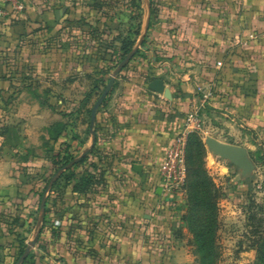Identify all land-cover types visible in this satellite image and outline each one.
Listing matches in <instances>:
<instances>
[{"label": "crops", "instance_id": "1", "mask_svg": "<svg viewBox=\"0 0 264 264\" xmlns=\"http://www.w3.org/2000/svg\"><path fill=\"white\" fill-rule=\"evenodd\" d=\"M97 1L26 0L23 14L0 24V222L41 208L39 193L59 173L54 158L69 146L80 150L78 157L92 146L91 129L74 124L84 115L83 102L71 104L68 97L79 77L94 82L77 88L94 92L102 40L93 42L91 56H78L69 38L76 28L68 18L76 14L81 26L87 15L108 14L93 30L121 33L134 14L131 0ZM104 1H110L108 7ZM148 1L143 0V12ZM154 3L152 20L151 7L144 13L150 15L146 46L98 110L100 182L87 193L47 188L49 224L28 263L194 264L191 234L182 220L185 206L165 196L159 175L169 145L184 130L189 105L196 96L214 93L202 120L203 140L212 137L248 152L264 144V0ZM31 43L46 55L31 51ZM23 57L43 66L37 76L45 79L42 88L14 89L7 82L14 73L8 65H20ZM157 79L169 96L151 90ZM60 125L66 129L58 134ZM55 192L62 196L58 205ZM44 219L40 214L41 231ZM1 225L0 264H10L12 236Z\"/></svg>", "mask_w": 264, "mask_h": 264}, {"label": "rangeland", "instance_id": "2", "mask_svg": "<svg viewBox=\"0 0 264 264\" xmlns=\"http://www.w3.org/2000/svg\"><path fill=\"white\" fill-rule=\"evenodd\" d=\"M69 3L74 2V0H67ZM98 3H102L103 0H98ZM106 7L110 1H104ZM132 8L134 14H132V21L129 23L126 32H119V31H109L105 29L104 31H97L93 30L94 27L99 26L97 22L104 21L105 17L110 18V15L105 14L101 16L100 14L97 15H87L85 18L86 24L80 26L79 22L77 21L76 14L75 16H69V22L73 24V27L76 30L70 29L69 30V38L74 40V44L77 47L74 49L77 51L78 56H91L94 51V44L93 42H99L100 38L102 40V55L101 60L102 68L106 67L108 69V73L105 75V78H111L113 72L119 66V62L121 61V57L116 55V50L109 48L110 46H117L119 44V38H124L125 35L130 36L131 38L136 39V32L139 29V25L142 24L140 37L137 40V44L140 41L142 35L144 34V29L146 25L147 16L145 17L144 13H147V6L144 7V12L142 16V22H140V18L138 19L137 8L143 6V0H131ZM157 2V0H155ZM143 9V7H142ZM105 13V12H104ZM71 19V20H70ZM73 19H75L73 21ZM89 22V23H88ZM2 24V23H0ZM80 27V29H79ZM123 29V28H122ZM105 32V33H104ZM136 44V46H137ZM99 45V44H98ZM31 51L39 52L43 56H45L44 48L40 47L37 48V45H30ZM42 48V49H41ZM105 48V51H104ZM49 50V49H48ZM29 53V52H28ZM41 58V57H40ZM26 58L23 57V61L19 66L8 65V69L13 71L11 73V77L7 78V82H10L11 87L14 89L18 88H26L28 85H33L34 87L38 86L42 88L44 85V81H38L37 76L39 71H43L42 67L35 64L36 60L34 61H25ZM40 60V59H38ZM132 62V61H131ZM130 62V63H131ZM129 63V65H130ZM39 64V63H38ZM128 65V66H129ZM127 66V67H128ZM126 69V68H125ZM124 69V70H125ZM15 75H20L19 77H15ZM46 76V75H45ZM18 79V80H16ZM16 80V81H15ZM40 80V79H39ZM21 81V85L14 84V82ZM73 83H77L72 85L74 87L73 90H70L68 101L72 103H76L79 105V102L82 103L86 100L87 94L86 91L82 89H78L77 85L85 86L86 88L91 87L94 80H88L87 77H79L73 80ZM39 82H42V84ZM108 82L105 86H101V90L99 94H102L105 90ZM43 90V89H42ZM86 90V89H85ZM43 92V91H41ZM88 92V91H87ZM44 93V92H43ZM39 98L43 100L47 98V95L42 93ZM100 95H95L91 102L89 103V108H93L96 101L99 99ZM202 96L195 98V102L189 103V109L192 106L199 103ZM12 99H8L10 102ZM56 100H54L55 102ZM77 114V113H74ZM203 115V117H202ZM207 113L204 111L201 114V120L204 122L206 121ZM77 122L74 123L78 130H85L89 133V119L87 112H84L83 116H80V119L76 120ZM203 122V126L205 123ZM204 129V128H203ZM205 138V137H204ZM206 152L204 156V167L208 174L214 180L220 194L222 197L219 199V229L217 232V244L216 249L218 252V259L217 264H257L258 262V252H259V242L264 239V144L258 146V148H251L249 149V157L251 161L250 167L247 171L238 168L234 164H232L228 160H223L221 157L215 156L209 146L206 144V138L203 140ZM259 144V143H258ZM250 145V144H249ZM260 145V144H259ZM69 152L71 155H78L80 152L79 149H75L73 147L69 148ZM89 163L85 166L78 167L74 169V173L80 175L83 172L85 167H88ZM74 167V166H73ZM72 167V168H73ZM72 168L68 169L71 170ZM63 184V183H62ZM63 186V185H62ZM59 193L63 191V189L59 188ZM58 192V191H57ZM54 194L55 201L53 204H60L62 202V196L59 194ZM46 197L48 196L47 193L45 194ZM49 203H51V196L49 195ZM188 200V193L187 190L185 191L184 195V202L182 203L186 206ZM47 206V202L46 205ZM46 208V207H45ZM51 209V208H50ZM46 211V209H45ZM51 212V210H50ZM27 213V212H26ZM32 218H22L18 217V215H14L12 217L4 219L0 223L4 225L6 232L10 234H15L19 240L25 241L26 244L32 242L38 233L39 228L42 227V222H39L40 214H42L41 208L37 207L32 212H29ZM45 217V214H44ZM28 222H25V220ZM50 219V216H49ZM24 222V223H23ZM1 225V226H2ZM45 231V230H44ZM44 231L41 233L37 246L39 245L40 241H42L44 236ZM189 244L191 246V256L194 259V264L197 263V258L195 255V248L192 246L193 238L191 235V239H188ZM36 248V247H35ZM32 254V253H31ZM10 264L13 263V258L9 256ZM35 258V257H33ZM32 259L30 260V262ZM31 264V263H28Z\"/></svg>", "mask_w": 264, "mask_h": 264}, {"label": "trees", "instance_id": "3", "mask_svg": "<svg viewBox=\"0 0 264 264\" xmlns=\"http://www.w3.org/2000/svg\"><path fill=\"white\" fill-rule=\"evenodd\" d=\"M155 0H150L151 7V20L153 16ZM138 19L142 22L143 9L142 6L137 8ZM152 23V21H151ZM142 24L139 25V29L134 32L136 39L131 38L130 36L119 38V44L113 47V50H116V55L121 57L119 64L134 50L137 40L140 37ZM98 31V30H97ZM148 40V34L145 36V39L142 43V46H146ZM141 55L139 50L135 57ZM118 64V65H119ZM118 67V66H117ZM99 77L95 79V88L94 92L87 94L86 100L83 102L82 108L84 112H87L89 124L91 123V113L92 108H89V103L91 99L96 95H100L101 86H105L109 82L110 78L106 79L105 75L108 73V69L105 67L99 70ZM101 75V76H100ZM115 86V84H114ZM114 86L112 92L114 90ZM111 92V93H112ZM47 100V99H46ZM107 100V99H106ZM106 100L103 103L102 107L106 104ZM42 105L49 104L47 102H42ZM101 107V108H102ZM66 129L65 125H60L58 134H61L63 130ZM69 147L53 160V165L55 172H60L71 162H73L78 156L71 155L69 152ZM206 152V147L203 142V138L199 133L191 132L187 136V146H186V163H187V185L186 190L188 193V200L185 206V215L182 220L187 227L189 233L192 235L193 242L192 246L195 248V255L197 258L198 264H217L218 252L216 249L217 244V232L219 229V199L222 197L220 194L214 180L208 174L204 167V156ZM98 149L97 144L91 149L89 154L83 158V160L76 164L71 170L64 172L60 178L53 184L52 189L59 190L60 187H72L73 192L75 193H87L94 188L100 182V176H97L95 173L98 168L101 166L100 160L95 161L97 157ZM89 163L88 167L83 169V172L80 175L74 173V169L85 166ZM93 169V170H92ZM51 183V179L46 182V186L42 192L39 193L40 197V206L44 198L45 192ZM63 183V184H62ZM63 185V186H62ZM49 201V199H47ZM47 201V202H48ZM50 209L46 206L45 219L41 233L45 230L46 226L49 224ZM12 236V251L13 263L16 264L20 257L24 254L27 244L25 241L19 240L16 235L11 234ZM259 252H258V262L257 264H264V239L259 242ZM34 257L33 254L25 261L24 264H27L31 258Z\"/></svg>", "mask_w": 264, "mask_h": 264}, {"label": "built area", "instance_id": "4", "mask_svg": "<svg viewBox=\"0 0 264 264\" xmlns=\"http://www.w3.org/2000/svg\"><path fill=\"white\" fill-rule=\"evenodd\" d=\"M27 10L26 0H0V23L17 17ZM214 98L209 91L202 95L198 104L187 113L183 132L169 145L165 161L160 168V181L163 193L173 204H182L187 185L186 146L191 132L203 131L201 114L207 110Z\"/></svg>", "mask_w": 264, "mask_h": 264}, {"label": "water", "instance_id": "5", "mask_svg": "<svg viewBox=\"0 0 264 264\" xmlns=\"http://www.w3.org/2000/svg\"><path fill=\"white\" fill-rule=\"evenodd\" d=\"M148 8H150V2H147ZM149 24H150V15L148 14L145 29H144V34L142 35L140 41L138 42L137 46H135L134 50L119 64L117 69L113 72L105 90L99 97V99L96 101L95 105L92 108V113H91V123H90V129H91V134H92V146L90 149L85 150L81 156L76 158L69 166L61 170L57 176L51 181L48 189L52 188L55 180L59 177V175L72 168L76 164L80 163L85 156L89 154L91 149L95 146L96 140H97V133L95 131V125L97 121V114L98 110L102 107L103 103L105 100L108 98V96L111 94L113 86L115 84V81L117 77L121 74V72L129 65V63L133 60L139 49L142 47V43L145 39V36L149 30ZM150 88L152 91L160 94H165L166 96H169V91L165 89V84L162 80H155L151 83ZM206 144L209 146L211 149L212 153L215 156L221 157L223 160H228L235 166H237L240 169H243L244 171H247V169L251 165L250 157H249V152L247 149L223 143L218 141L215 138L212 137H207L206 138ZM135 169H139V166H135ZM45 205H46V197L43 198L42 204H41V211H42V218H44L45 214ZM41 235V228H39L37 235L35 236L34 240L30 243L27 244L26 250L24 254L20 257L18 262L16 264H24L25 261L29 258L33 250L38 244L39 238Z\"/></svg>", "mask_w": 264, "mask_h": 264}]
</instances>
